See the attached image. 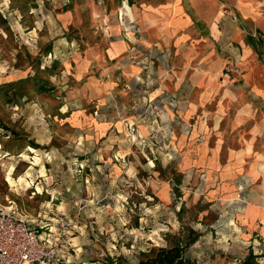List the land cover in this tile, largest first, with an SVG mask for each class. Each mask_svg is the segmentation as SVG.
<instances>
[{"label":"rangeland","instance_id":"obj_1","mask_svg":"<svg viewBox=\"0 0 264 264\" xmlns=\"http://www.w3.org/2000/svg\"><path fill=\"white\" fill-rule=\"evenodd\" d=\"M211 51L218 90L194 85L184 121L160 72L188 53L184 88ZM22 78L0 97V204L65 216L78 264H138L187 226L200 264L264 263V0H0V85Z\"/></svg>","mask_w":264,"mask_h":264},{"label":"built area","instance_id":"obj_2","mask_svg":"<svg viewBox=\"0 0 264 264\" xmlns=\"http://www.w3.org/2000/svg\"><path fill=\"white\" fill-rule=\"evenodd\" d=\"M56 223L55 231L31 227L17 210L0 204V264H70V222L59 216Z\"/></svg>","mask_w":264,"mask_h":264},{"label":"crops","instance_id":"obj_3","mask_svg":"<svg viewBox=\"0 0 264 264\" xmlns=\"http://www.w3.org/2000/svg\"><path fill=\"white\" fill-rule=\"evenodd\" d=\"M188 15V14H187ZM220 15V13H216L215 14V20L216 18H218ZM189 16V15H188ZM178 21V20H177ZM180 22V21H179ZM183 26L184 28L186 27V23L188 22L186 18H184L183 21ZM157 24V23H156ZM154 23V27L152 28V30L155 32H159L157 36H161V33L163 32L162 30L157 31L158 29L162 28V26H164L165 24H161V25H156ZM211 29H215L214 31H218L217 28V23L213 22L211 25ZM157 34V33H156ZM187 36V33H186ZM200 53L198 52V49H196L195 53L198 54H202L204 52L203 48L200 47ZM214 51V50H213ZM213 51H211L212 53L208 54V52H206L205 54H203L202 56L199 55L198 57H200V62L199 64H201L200 67H198L196 69V71L191 74L190 76V83L187 86L181 87V84L183 82L184 79H186L185 77V73L187 72L188 68H189V64H190V56H188L187 54H183L181 55L182 59H183V65L180 68H177L176 70V66H169V71H167L168 73L165 72H160V74L164 77L162 81L161 79V83H159L160 87L159 90H161L160 92H164L165 94H170V95H175L176 98V104L178 106L179 111H181V113H184V115L182 116L184 119V121H186L191 113L194 112V110H196V108H198L197 106V101L188 98L187 104L185 100H187V98L185 97H192L193 96V87L194 85H202L204 82V87L203 88H198L196 90V96H209V95H213L217 90H218V82L216 79H218L217 75H218V70L221 67L222 64V60L221 57L217 54L215 55L213 53ZM198 52V53H197ZM215 52V51H214ZM190 53V52H189ZM181 65V64H180ZM207 65V66H206ZM179 87H181L179 89ZM202 89L204 90L203 95L200 94V91H202ZM180 97H184V101L180 100ZM203 100V98H202ZM196 106V107H194ZM217 123V122H216ZM186 124V123H184ZM247 150H250V144H247ZM165 190V186L163 187ZM81 233H79L78 235H76L75 237H72L69 239L71 242H76V243H71L70 246H72L73 248V253L69 255V260L71 261L70 264H78L79 261V257H80V252H81V245H77V242L81 239L80 236ZM88 264H93V263H88Z\"/></svg>","mask_w":264,"mask_h":264},{"label":"trees","instance_id":"obj_4","mask_svg":"<svg viewBox=\"0 0 264 264\" xmlns=\"http://www.w3.org/2000/svg\"><path fill=\"white\" fill-rule=\"evenodd\" d=\"M26 82L27 78H22L15 82L1 83L0 97L3 98L5 103H13L14 97H22L25 95L22 87ZM0 129L6 136L10 137L11 134L14 138L18 136L17 133L13 129H10L1 119ZM27 145L28 147L32 146L34 148L38 146L33 141H29ZM176 181V183L179 184L180 178L176 179ZM200 235L201 233L199 231L187 226L186 231L182 230L178 235H168L172 237L168 245L151 247L147 252H144L143 257L138 260V264H200L195 259L186 256V250L198 240ZM259 256L261 255L254 254L253 251L249 249V252L239 261V264H264L259 261Z\"/></svg>","mask_w":264,"mask_h":264}]
</instances>
